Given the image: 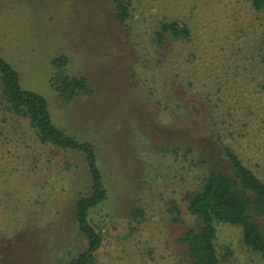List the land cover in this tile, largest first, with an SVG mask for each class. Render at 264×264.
<instances>
[{
	"label": "rangeland",
	"instance_id": "374dc122",
	"mask_svg": "<svg viewBox=\"0 0 264 264\" xmlns=\"http://www.w3.org/2000/svg\"><path fill=\"white\" fill-rule=\"evenodd\" d=\"M125 1L122 25L115 0H0V56L96 152L107 200L89 212L102 235L94 264H189L188 199L218 169L211 160L227 146L264 180V11L250 0ZM162 21L189 38L159 48ZM59 54L91 95L64 103L51 88ZM89 187L82 153L40 143L18 115L0 119V264H67L84 251L74 208ZM215 245L219 264H264L240 227L217 223Z\"/></svg>",
	"mask_w": 264,
	"mask_h": 264
},
{
	"label": "trees",
	"instance_id": "16d2710c",
	"mask_svg": "<svg viewBox=\"0 0 264 264\" xmlns=\"http://www.w3.org/2000/svg\"><path fill=\"white\" fill-rule=\"evenodd\" d=\"M257 12L264 11V0H250ZM129 1L115 0L117 22L125 25L131 18ZM190 31L175 21H162L155 33L154 42L164 48L165 39H188ZM261 62L264 68V39L262 40ZM68 58L59 54L51 59L53 75L50 86L64 103L89 96L93 89L83 75L67 73ZM0 103L3 113L0 119L9 120L10 114L27 119L36 138L42 144H50L62 150L82 153L89 175V193L75 203L74 215L78 231L86 241L84 251L67 264H94L95 254L102 246V235L89 222V212L107 200V190L97 165L96 152L92 144L81 142L61 130L54 122L48 102L34 91L25 90L16 70L0 56ZM5 108V110H4ZM224 160L213 158L201 189L189 196L188 213L198 225L188 228L181 242L185 245L189 264H219L216 250V224L223 223L242 229L246 247L261 254L264 260V180L247 167L242 159L229 147L222 148ZM216 160V161H215ZM138 216L141 211H135ZM175 222H177L175 220Z\"/></svg>",
	"mask_w": 264,
	"mask_h": 264
}]
</instances>
